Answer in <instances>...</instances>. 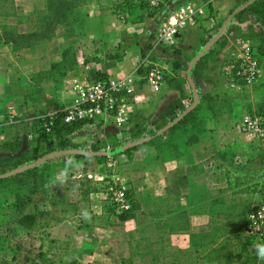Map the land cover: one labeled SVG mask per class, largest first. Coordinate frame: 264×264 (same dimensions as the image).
<instances>
[{"label":"crops","instance_id":"0c3cea01","mask_svg":"<svg viewBox=\"0 0 264 264\" xmlns=\"http://www.w3.org/2000/svg\"><path fill=\"white\" fill-rule=\"evenodd\" d=\"M109 1H84L88 16L103 19L100 30L89 27L78 34L56 30L50 37L40 36L39 18L47 12V0H13L17 16H0V128L8 123L16 126L22 133L20 150L37 143L28 134V124L34 116L47 112L51 101L57 105L73 103L77 97L75 84L91 81L97 74L111 80L123 77L131 80L133 95L125 102L129 113L140 110L151 119L160 115L170 101L179 97V92L164 80L157 90L152 89L143 77L146 71L138 74L137 68L140 65L146 68L142 63L148 57L161 65L168 77L175 75L174 65L186 77L187 67L182 69L185 60L192 59L225 23L237 22L229 15L240 6L239 0H167L154 15H148L145 8H136L122 19ZM194 1L198 3L195 10L191 7ZM183 15L193 22H187L173 43L160 41L155 31L158 20L166 18L171 22ZM10 26L28 40L12 41L4 32ZM224 34L227 35L225 29ZM220 39L205 54L221 44ZM231 42L221 46L222 54H217L220 58ZM70 45L75 51L73 59L62 57V49ZM59 62L63 73L57 71V65L52 67ZM233 86L237 87L235 94L239 97L235 96L230 103V94L223 95L225 107L208 123L209 131L188 134L193 149L191 161L166 158L159 153L149 161L144 159L147 147H143L129 156L120 154L125 156L121 162L127 163L119 170L107 171L94 159L75 161L79 167H54L50 189L27 206V211L47 217V225L32 233L22 227L17 236L10 227L9 237L0 250V264H122L126 258H131V264H238L247 257L237 234L251 194L242 189V184L231 188L233 184L228 182L232 179L229 175L228 180L227 171L236 166L241 171L239 167L246 164L248 143L242 137L245 114L240 98L243 92H249L251 85ZM183 88L189 94L188 81ZM127 123L117 127L112 117L97 114L68 137L80 149L90 147L96 140L106 144L107 149L115 144L118 147L134 140ZM6 138L0 131V142ZM228 144L242 150V161L230 165L229 161L214 159L215 150ZM139 151L143 155H135ZM3 154L0 146V155ZM80 173L97 189L89 192L75 189L69 193L59 190L67 177L79 178ZM105 182L133 187L137 199L147 195L162 200L167 209L159 216L142 202L133 218L121 220L116 212L108 214L104 209L108 204V194L102 188ZM143 211L149 216L139 214ZM82 213H87V218ZM182 224L187 225L186 229L176 230ZM161 238H165L163 243ZM221 246H224L222 253H227L225 256L219 254ZM151 248L165 252L156 259L150 253ZM227 258L230 262L226 263Z\"/></svg>","mask_w":264,"mask_h":264},{"label":"trees","instance_id":"16d2710c","mask_svg":"<svg viewBox=\"0 0 264 264\" xmlns=\"http://www.w3.org/2000/svg\"><path fill=\"white\" fill-rule=\"evenodd\" d=\"M84 1L85 0H83V2ZM12 5L13 0H0V16L14 15L15 11L13 10ZM109 5L111 6V8H113V11L117 14V16L121 18L123 17L122 15L125 16V14L129 15L134 13V10L136 8H145L147 10L148 15H152L154 12L150 7H147L146 3H144L143 0H110ZM162 6L163 4H160L158 9L162 8ZM70 8H73V5L70 0H47V12L39 18L40 21H42V28L39 32L40 36L50 37L51 35H53L56 31V28L62 25L63 22H66V17L69 15ZM246 13H254L258 15V18L255 19V22L250 23V25L247 27V32L244 35L246 39L252 42L251 46L253 48L254 54L258 58L257 53H264V0H253L248 7L234 14V19L239 21V19H241ZM15 16L17 15L15 14ZM86 16L89 17L88 12ZM4 32L8 34V37L14 42L19 43L21 41L28 40L27 38L18 34L16 32V28L13 26L4 28ZM75 33L78 34L79 32L75 31ZM223 40L224 37H221L220 41L222 42ZM74 52L75 51L73 47L70 45L62 49V57H68L73 59ZM209 52L210 50L208 51V53ZM203 59L204 58L200 59L195 64L194 69L192 70V74L195 73V70L200 69ZM55 66L59 73H63V68L60 62L58 64H52V67ZM173 70L175 71L174 76L168 77L164 73V81L170 84V86L174 89L178 90L179 97L173 101H170L166 105L164 111L153 119L148 116H145L140 110H133L128 118V133L131 139H139L145 135H153L155 133V130H158L159 128L163 127L167 122L171 121L181 111L185 109L183 100H189V94L185 93L183 86L187 83V80L186 77L180 75L179 66L174 65ZM145 71H147V68H143L141 65L136 70L138 74H144ZM100 77L105 76L101 74L96 75V78ZM203 104H205L206 115L212 118L218 116L224 108L221 103V105L219 106L220 108L218 107L220 110L214 109L216 105V95L214 92L208 91L201 95L199 103L193 109L187 112L177 123L168 128L163 134L151 138L150 140L140 143L129 149L123 150L120 153H115V155L125 154L126 156H129L134 150L143 147L149 148L151 146H154V154L159 153L166 158H174L176 160H193V149L192 146L189 144V141L186 136L191 133L201 132V130L205 132V127L207 126L204 127V125L202 124L203 122L199 123L197 119V114L199 113L202 107L201 105ZM63 106L64 105L62 104L57 105L56 103H52V101L49 102L47 105V109L54 108L58 109L59 111L53 120L51 133L48 134L44 131L43 121L45 119H41L40 117H33L30 123L28 124V134H30V139L45 145L44 150L41 151L40 154H33V147L26 150H20L22 142V133L15 128V125H13L12 123H8L1 126L0 131L2 132V134H4V136H8V138L2 140V142H0V146L5 153H8V155H0V173L4 172L5 170L15 168L24 163L30 162L31 160L41 156L42 154L58 149L77 147V145L72 143L68 135L80 128L84 123L81 121L64 123L61 119L62 114L60 112ZM255 109L256 113L259 114L264 120V102H257ZM152 125L156 126L154 131L150 129V126ZM117 145L119 144L112 145L110 151L114 153ZM249 145L250 144L247 145V150H249ZM90 149L99 150L100 148H98L95 144H92L90 145ZM73 156L77 157L78 160L88 158L87 156L80 154H76ZM104 157L106 156L100 155L95 156L93 158L98 163L103 164L100 160L105 159ZM257 159V164H263L264 152H261L260 157ZM251 165L252 161H249L248 157V159L246 160V164L242 166L239 165V168L242 169V174L233 177L234 183L237 185L242 184L244 186V188L242 189L245 190L248 189L249 185L247 184L251 180V177L254 176L253 173L258 175V173L251 169ZM121 166L123 165H120V169H123L121 168ZM52 168V165H39L24 170L10 177L0 178V225L2 222H5L6 224L3 231L0 233V250L3 248L6 240L9 237L8 231L10 227H12V232L14 233V235L17 236L19 234L20 228L22 227H24L28 233H32V231L36 228L44 227L45 225H47V217L39 215L36 211H27V206L32 204L37 198V196H43V194L47 192L46 184L52 183ZM109 170L110 169H108V171ZM229 175L230 174L228 172V180ZM105 179L108 180L107 178ZM66 183L67 187L65 189L67 190L77 189L82 190L84 192H89L97 189L96 187H92V185H90V179L86 176H84V178L76 179L75 181L67 180ZM231 183V181L228 182L229 185ZM107 185L108 183H103L102 188L104 191H106ZM125 195L127 200L129 201L128 209L118 212L116 210V204L108 196V204L104 206L105 211L108 214L116 212V214H118L121 220H127L135 216V211L139 210L142 207V202H146L148 204V207L150 206L151 209L156 212V214H158L159 216L164 215V208L167 209V207L163 205L162 200H154L148 197L147 195L142 197L141 199H137L134 195L133 187H128L125 191ZM245 211L241 214V223L238 228L237 237L238 239H240L242 245L244 246V250L247 257H245L243 260H240L238 264H257V261L259 259L256 255V249H254V247L252 246L253 242L251 239L243 235V220ZM139 214L149 216V213L145 211L140 212ZM180 220H183L182 215H180ZM186 222L187 219L185 216V223ZM186 227V224H182L177 227L176 230L186 229ZM170 230L173 229L170 228ZM164 241L165 238L160 239L161 243H163ZM50 243H53V241H50ZM223 249L224 246H221L219 254L225 256L227 253H222L221 250ZM161 252V249L153 248H151L150 251V253L153 254L154 258L156 259L158 258V255ZM164 252L165 251H163L162 253ZM17 253L18 252L16 251L13 256L15 260L17 259ZM227 262H230L228 258L226 259V263ZM122 264H131V258L123 259Z\"/></svg>","mask_w":264,"mask_h":264},{"label":"rangeland","instance_id":"374dc122","mask_svg":"<svg viewBox=\"0 0 264 264\" xmlns=\"http://www.w3.org/2000/svg\"><path fill=\"white\" fill-rule=\"evenodd\" d=\"M70 1L73 5V8H70L69 15L66 17V22H63L62 25H60L56 28L57 31H64V30H70L71 31L72 30V31H77V32L81 33L84 31V29L89 28V27L91 29L96 30V31L100 30L101 20L103 18L91 17V16L87 17L86 16L87 11H86V8L84 7L83 0H70ZM246 1H248V0H242V1L239 0L237 3H238V5H242ZM143 2L146 3V5L148 7L147 2L145 0H143ZM166 2H167V0L162 4L164 5ZM251 3L252 2H250V4ZM197 5H198V3H196V1H194L191 4V7L195 10ZM158 7H159V5L151 8L154 11L152 15H154L156 12H158V10L161 9V8L158 9ZM179 10L181 13L186 15V13H187L186 11H183L181 8ZM122 16H123L122 19L126 17L124 15H122ZM184 18H186V16H184ZM231 18L234 19V16H232ZM256 18H258L257 14L246 13L241 19H239V21L234 19L237 21L235 23L233 22V20L225 23V32L227 33V35H225L224 32L221 35V37H224V40L221 42V44L217 45L214 49L210 50V52L208 54H206L200 58V59L204 58L200 69L195 70L194 74H192V70L194 69V67L191 69L190 76H191L192 82L194 83V85L196 86V89L198 91L199 99L201 98L202 94H204L208 91H212L215 93V95H216V105L214 107L215 110H220L219 106L221 105V103L223 105V100H224L223 95L224 94H230V98H228L230 103L232 102V100L234 98H236L239 95V94H235L237 87H234L233 85L230 84V78H229L230 74L228 73L227 65L230 62L235 61V59L238 57V55H239V43H241L242 41H248L250 46H251L252 42L250 40L246 39L244 37V35L247 32V27L250 25V23L255 22ZM167 21L168 20L166 18L165 19L160 18V20H158V25H157V28L155 31L157 32L159 29V26L163 25V23L167 22ZM171 22H174V19H171ZM186 24H187V22H186ZM186 24L184 26H186ZM56 25H57V23H56ZM182 29H184V27H182L180 30H182ZM218 33H219V31H217V33L215 35H217ZM229 40L232 41L230 44V47L225 52L224 56H222V58H220V55L222 54L221 49L224 45L227 44V42ZM251 48H252V46H251ZM252 50H253V48H252ZM217 54H220V55H217ZM254 56L257 60L259 68H260V75H259L258 79L256 80V82L251 84V89H249V92H246V93L243 92L242 98H240L241 102H242L241 110H242L243 114H245V115H243L244 117H243V120L241 122V130L243 132V136H242L243 142L244 143L247 142L248 144H250L248 147L249 150H246V152H245L246 153L245 159L247 160L249 157V161H252L251 169L253 171H255L256 173H258V175L253 173L254 176L251 177V180L248 182V184L246 183L247 185H249L247 191L251 194L250 203H249V206L247 209H249L255 202L264 198V163L261 165L257 164L258 163L257 158L260 157L261 152H264V131H263L264 120L259 114L256 113V109H255L257 102H261V101L264 102V53H261V54L257 53L258 58L256 57L255 54H254ZM189 61L185 60V65H184V67H182L183 70L185 67H187ZM238 84H241L240 81H238V83H236L235 85H238ZM236 93H238V92H236ZM188 99H189V102L192 103L193 92H192L191 87L189 89ZM201 106L202 107H201L199 113L197 114V119H198L199 123L203 122L202 124L205 127L212 120V117H208L206 115L205 104H203ZM223 107H225V105H223ZM132 111L133 110L130 111L129 116H130ZM254 117L256 118L259 126L262 127V134H255L254 135L253 133L249 132L247 127H246V119H248V118L254 119ZM88 122H90V121H88ZM88 122H86V123H88ZM127 127H129V123H127ZM155 128H156V126H153V125L150 126V129L153 131L155 130ZM207 129L208 128H206L205 131H209ZM158 130H155V132ZM11 132H10V135H11ZM145 136H149V135H145ZM188 137H189V135L186 136V138H188ZM92 144H95L100 149L99 150H91L90 147H88V148H84L83 150H91V151L103 150V151H107V153H108L107 155H105L106 156V157H104L105 159L100 160L101 163H103L101 168L108 171V169L119 167L118 168V170H119L120 165H124L125 163H127V162H121V161H124L125 156L120 155V154L115 155V153H120L121 151L120 152L114 151V153H113L110 151V148L109 149L106 148L107 147L106 144L100 143L98 140H96ZM44 148H45L44 144L37 142L32 148L33 154L34 153L40 154V152L43 151ZM76 148H78V147H76ZM154 148H155L154 146H151V147L147 148V150L143 151V154L147 155L146 156L147 158H144V159H147L149 161L152 159V157L154 155V152H153ZM141 151L136 152L135 155H143ZM154 151H155V149H154ZM45 154H47V153H45ZM214 154H215L214 159L216 161H229L230 165L233 164V161H242V158L244 157L242 150L238 149V147L234 144L225 145L223 148H219V150H217V151L215 150ZM3 155H8V153H5ZM42 155H44V154H42ZM98 156H100V155H98ZM87 157L88 158L78 160L77 157H75L73 155H62V156H58V157L46 160V161L40 163L39 165H43V166H47V165L51 166L52 165L54 168V167H58V166L67 165L66 162L69 159H71L73 161H84L86 159L93 160L94 159L93 157H95V156H93V157L87 156ZM112 161H115V163ZM39 165H37V166H39ZM121 168H124V167L121 166ZM85 169H87V168H85ZM5 171H7V170H5ZM51 172H52V170H51ZM228 172L230 174V178L232 179L231 184H233V187H231V188L236 189L239 186V184L237 185L234 183L233 177L241 175L242 171H240L236 166L234 168L229 169ZM1 173H3V172H1ZM81 173H80L79 178H84V175ZM79 178L67 177L66 180L64 181V183L59 187V189L64 190L65 193H69L71 189H68V190L65 189L67 187L66 181L67 180L75 181L76 179H79ZM46 187H47V189H50V183L46 184ZM5 226H6L5 222H2L0 225V233L3 231ZM22 255L23 254H20V257H22ZM17 264H19V263H17ZM257 264H264V260L259 259L257 261Z\"/></svg>","mask_w":264,"mask_h":264},{"label":"built area","instance_id":"2783aa9c","mask_svg":"<svg viewBox=\"0 0 264 264\" xmlns=\"http://www.w3.org/2000/svg\"><path fill=\"white\" fill-rule=\"evenodd\" d=\"M145 1L148 7L153 8L166 0ZM187 16L186 18L178 16L174 22L168 20L159 26L157 31L159 39L165 43H173L175 36L186 22H193ZM142 65L147 68L143 76L145 82L152 89L157 90L164 80V68L158 63L152 62L148 57L144 59ZM227 70L230 74L231 85H235L238 81L244 85H251L256 82L260 75V68L248 41L239 43V55L235 61L227 65ZM74 88L77 91L75 101L69 105H64L60 110L61 119L64 123H72L73 121L86 123L93 120L95 115L102 113L112 117L117 127L124 126L128 121L129 111L125 107V102L133 95V88L129 78L123 77L118 80H111L108 77H100L85 83L78 82ZM183 103L185 107L190 104L189 100H183ZM58 112V109L52 108L42 115L34 117L45 119L43 121V129L49 134L51 133L53 120ZM246 127L254 135L262 134V127L259 126L255 117L254 119H246ZM126 190L127 186L122 183L112 182L107 185L106 192L116 204L118 212L129 208V201L125 195ZM243 225V235L252 240L254 249H256V245L264 244V198L255 202L245 211ZM87 264L97 263L89 262Z\"/></svg>","mask_w":264,"mask_h":264},{"label":"water","instance_id":"95a60500","mask_svg":"<svg viewBox=\"0 0 264 264\" xmlns=\"http://www.w3.org/2000/svg\"><path fill=\"white\" fill-rule=\"evenodd\" d=\"M253 0H248L245 3H243L242 5H240L239 7H237L235 10H233L231 12V14L229 15V17H232L234 14H236L237 12H239L240 10L246 8L250 2H252ZM225 29V25L223 26V28L219 31V33L217 35H215L213 37L212 40L208 41L203 48L189 61L188 65H187V69H186V78L187 81L192 89L193 92V101L192 103H190L187 107H185V109L183 111H181L175 118H173L171 121L167 122L162 128H160L158 131H156L153 135H149V136H144L141 137L139 139H134L131 140L127 143L122 144L121 146H118L115 149V152H120L126 149H129L133 146H136L140 143L146 142L148 140H150L153 137H156L160 134H163L168 128H170L171 126H173L175 123H177L187 112H189L191 109H193L199 102V94L198 91L196 89V86L194 85V83L192 82L191 76H190V72L191 69L194 67V65L198 62V60H200V58L205 54V52H207V50L209 48H211V46L216 43L220 38L221 35L223 34ZM76 154H80V155H84V156H98V155H107V151H91V150H83V149H79V148H68V149H58L52 152H49L47 154H44L28 163L22 164L20 166H17L15 168H12L10 170H7L3 173H0V178H6V177H10L12 175H15L17 173H20L24 170L30 169L32 167H35L37 165H39L40 163L58 157V156H62V155H76Z\"/></svg>","mask_w":264,"mask_h":264},{"label":"clouds","instance_id":"9594fccd","mask_svg":"<svg viewBox=\"0 0 264 264\" xmlns=\"http://www.w3.org/2000/svg\"><path fill=\"white\" fill-rule=\"evenodd\" d=\"M67 165L79 167V165L71 159L68 160ZM67 171H68V167L66 166V168L64 170L65 175H66ZM82 214L87 218V213H82ZM256 255H257L258 259L264 260V244L256 245Z\"/></svg>","mask_w":264,"mask_h":264}]
</instances>
